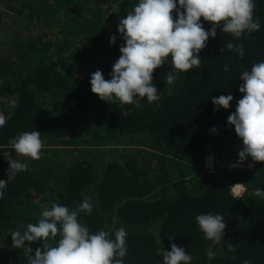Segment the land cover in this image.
Instances as JSON below:
<instances>
[{
  "label": "trees",
  "instance_id": "trees-1",
  "mask_svg": "<svg viewBox=\"0 0 264 264\" xmlns=\"http://www.w3.org/2000/svg\"><path fill=\"white\" fill-rule=\"evenodd\" d=\"M2 27L0 264H264V0H0ZM239 135L251 169L201 170Z\"/></svg>",
  "mask_w": 264,
  "mask_h": 264
},
{
  "label": "built area",
  "instance_id": "built-area-1",
  "mask_svg": "<svg viewBox=\"0 0 264 264\" xmlns=\"http://www.w3.org/2000/svg\"><path fill=\"white\" fill-rule=\"evenodd\" d=\"M243 137L242 135L240 140L233 142V149L239 152L237 156H230L226 153L214 152L207 149L202 158L201 170L214 174L218 171L237 172L251 169L254 165L252 144L247 138ZM245 191L246 186L238 180L229 186L230 194L236 198L240 197Z\"/></svg>",
  "mask_w": 264,
  "mask_h": 264
},
{
  "label": "rangeland",
  "instance_id": "rangeland-1",
  "mask_svg": "<svg viewBox=\"0 0 264 264\" xmlns=\"http://www.w3.org/2000/svg\"><path fill=\"white\" fill-rule=\"evenodd\" d=\"M4 33H5V32L3 31V27H2V30H0V46H1V47H3V45H4V36H6ZM241 136H242V135H239L238 137H231L232 140H231V142L229 143V145H230V147H231L232 149H233V142H234V141H237V140H240ZM220 139H224V138H220ZM229 140H230V139H229ZM213 145H214V147H217V148L219 149V148L221 147L222 143L216 140V142L213 143ZM207 149H210L211 151H214V152H218V149L216 150L215 148H213L212 145L208 146ZM226 154H227V153H226ZM237 155H239V152L233 149V151L231 152L230 156H237Z\"/></svg>",
  "mask_w": 264,
  "mask_h": 264
}]
</instances>
